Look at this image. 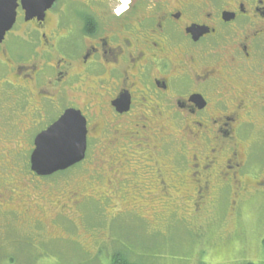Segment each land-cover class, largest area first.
<instances>
[{
    "label": "flooded vegetation",
    "instance_id": "af4514ba",
    "mask_svg": "<svg viewBox=\"0 0 264 264\" xmlns=\"http://www.w3.org/2000/svg\"><path fill=\"white\" fill-rule=\"evenodd\" d=\"M16 3L0 43V109L12 112L7 124H27L19 133L40 129L31 143L12 139L32 153L36 136L71 109L86 121L87 145L133 146L134 157H109L111 168L144 171L164 197L160 171H183L179 185L193 184L197 207L211 187L212 199L219 190L238 202L264 194V154L249 142L252 127L264 128V0H55L40 15ZM49 107L60 112L47 121Z\"/></svg>",
    "mask_w": 264,
    "mask_h": 264
},
{
    "label": "rangeland",
    "instance_id": "374dc122",
    "mask_svg": "<svg viewBox=\"0 0 264 264\" xmlns=\"http://www.w3.org/2000/svg\"><path fill=\"white\" fill-rule=\"evenodd\" d=\"M59 112L49 107L43 115L50 121ZM7 118H13L12 112L0 109V134L7 132L10 138L0 137V169L8 166L0 171V194L6 196L0 204L13 212L0 208V264H113L117 259L134 264H264V194L238 202L232 192L219 190L212 199L216 187H211V201L197 207L193 184L179 185L183 171H160L169 186L167 198L156 186L158 179L149 184L144 171L111 168L108 158L134 157L133 146L113 151L101 143H88L83 164L38 179L30 175L28 155L40 128L19 133L15 128L22 131L27 124L22 119L7 124ZM173 128L159 129L166 133L175 132ZM250 133L254 154H264V128L252 127ZM90 157L94 164L87 163ZM160 157L159 165L165 158ZM78 199L82 202L75 210Z\"/></svg>",
    "mask_w": 264,
    "mask_h": 264
},
{
    "label": "snow or ice",
    "instance_id": "6c2138e0",
    "mask_svg": "<svg viewBox=\"0 0 264 264\" xmlns=\"http://www.w3.org/2000/svg\"><path fill=\"white\" fill-rule=\"evenodd\" d=\"M84 137V125L80 120L66 115L40 137L35 160L44 168L70 161L85 147Z\"/></svg>",
    "mask_w": 264,
    "mask_h": 264
},
{
    "label": "water",
    "instance_id": "95a60500",
    "mask_svg": "<svg viewBox=\"0 0 264 264\" xmlns=\"http://www.w3.org/2000/svg\"><path fill=\"white\" fill-rule=\"evenodd\" d=\"M54 1L55 0H21V4L23 6V9L26 11V14H28L29 12L34 15H40L43 14L45 10L48 9ZM16 2L17 0H0V43L3 41L5 34L11 30L15 22V9L17 7ZM66 115L79 119L81 124L84 125L85 147L72 160L65 161L63 162V164L51 168H44L39 166V164L35 160L34 155L37 149V144H39L40 137L45 133L46 130L54 126L56 123L60 122ZM46 130L39 133L34 140V150L32 151L30 156V169L32 172H34L38 176L47 177L57 172H63L75 166L76 164H79L84 159L86 153V147H87V143H86L87 130H86V121L84 117H82L79 111H75L71 109L66 110Z\"/></svg>",
    "mask_w": 264,
    "mask_h": 264
},
{
    "label": "trees",
    "instance_id": "16d2710c",
    "mask_svg": "<svg viewBox=\"0 0 264 264\" xmlns=\"http://www.w3.org/2000/svg\"><path fill=\"white\" fill-rule=\"evenodd\" d=\"M113 264H134V263H131L128 260L117 259ZM247 264H252V263H247Z\"/></svg>",
    "mask_w": 264,
    "mask_h": 264
}]
</instances>
